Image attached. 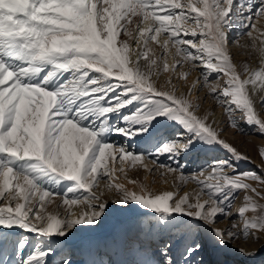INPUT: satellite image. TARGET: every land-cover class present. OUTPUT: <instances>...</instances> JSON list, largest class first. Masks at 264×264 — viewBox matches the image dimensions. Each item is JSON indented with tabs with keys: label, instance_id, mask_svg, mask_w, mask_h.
<instances>
[{
	"label": "snow or ice",
	"instance_id": "6c2138e0",
	"mask_svg": "<svg viewBox=\"0 0 264 264\" xmlns=\"http://www.w3.org/2000/svg\"><path fill=\"white\" fill-rule=\"evenodd\" d=\"M258 18L264 0H0V264H71L61 255L66 241L73 230L101 225L110 202L119 210L134 203L154 217L140 224L145 242L128 245L131 258L119 264H193L199 239L183 245L180 259L170 254L173 244L153 251L150 242L164 233L190 237L192 221L213 250L241 239L258 243L264 176L239 171L238 162L249 158L200 115L192 98L200 80L186 93L179 88L202 66L201 86L224 107L229 126L243 132V121L264 135V112L254 100L264 91V66L236 65L229 46L233 30L237 37L260 31ZM257 50L264 56V47ZM161 124L175 132L154 137ZM153 139L150 151L131 146ZM197 147L223 149L230 159L186 175L181 157ZM259 154L264 158V148ZM117 160L140 162L149 174H178L180 184L154 191L129 180V188L113 181L125 172ZM189 181L192 192L182 190ZM241 191L242 206L233 212ZM52 203L57 207L48 211ZM221 218L227 227H217ZM234 250L237 264H249L264 246Z\"/></svg>",
	"mask_w": 264,
	"mask_h": 264
},
{
	"label": "rangeland",
	"instance_id": "374dc122",
	"mask_svg": "<svg viewBox=\"0 0 264 264\" xmlns=\"http://www.w3.org/2000/svg\"><path fill=\"white\" fill-rule=\"evenodd\" d=\"M257 6L261 3V0H255ZM264 30V18H258L255 21ZM258 38V39H256ZM256 39V47H252V40ZM229 46L230 53L233 62L241 67H249L252 69H258L264 66V56L257 50L264 47V35L262 38L255 33L253 30V36L249 37L246 34L239 37L236 36L235 30L229 34ZM189 66L184 65L182 71L187 69ZM202 66L192 71L187 77V83L184 80L179 81V88L181 92H187L188 88L193 84L194 77L196 75L200 80V84H203V78L201 76ZM209 80L212 84H216V74L212 73L209 76ZM222 83V81H220ZM203 90L210 96L209 89L207 87H202ZM251 86H249V89ZM201 93V92H200ZM198 93V96L200 95ZM212 96V95H211ZM192 98L195 100L194 96ZM255 107L257 110L264 112V91H259L254 96ZM199 103V102H198ZM206 106V101L200 104V112L202 107ZM226 116L225 109L222 115ZM222 115L216 114V112L210 114L209 121L212 123L213 127L218 130L221 129V117ZM243 132L237 131V136H239L237 149L246 155L249 160L238 162L239 171H254L262 176H264V158L260 156V149L264 148V135H261L255 128L248 127L240 121ZM175 132L174 127H170L167 124H161L158 126L157 131L153 134L157 138H166L171 133ZM222 137L225 138V132L222 130ZM113 141H117L121 144L128 143L130 141H125L123 137L112 136ZM155 140L141 141L138 144L131 145L136 151H150L153 147ZM213 159H230L229 154L223 149L217 148L214 151H207L197 147L192 153L187 156L181 157V164L185 166L184 171L186 175H191L196 173L200 168L204 167L207 163H210ZM160 161L162 163H169V161L161 156ZM250 161V162H249ZM123 163L125 172H117L113 177V181L117 183L125 184V186L132 188L133 185L129 183V180H135L147 184L154 191H175L176 185L180 184L178 174H166L162 176L159 173L149 174L140 162L135 165H129L128 162H120L117 160L116 166L120 167ZM148 167H153L151 163ZM163 171V170H161ZM126 173V175H125ZM196 188V185L189 181L187 184L183 185L184 191L192 192ZM257 190L264 193V185H257ZM244 193L241 191L236 195L234 200L232 211L235 212L239 207L242 206ZM57 203H62L60 197H54ZM57 203H52L48 205V211H52L57 207ZM67 206H62L63 208ZM112 213L109 214L108 218L104 222L96 226L94 230L90 231H76L73 230V234L65 243L66 253H61V255H68L71 260V264H119L120 261L130 259L131 257L126 252V247L128 245L138 246L145 242V237L141 233L140 224L146 223L148 219L154 218L151 215H146L145 210L136 204H130L127 206L126 210L116 209V205L111 204ZM72 211H78V206L73 205ZM193 230L191 236L188 237L181 232L164 233L156 235L150 239L151 247L153 251L159 250L164 243H171L174 245L171 255L174 259H180L179 253L183 250V245L190 239H199L203 243L201 252L192 257L193 264H237L240 260L236 256H223L218 259L213 257L212 248L205 242L206 234L202 229L196 227V222L192 221ZM229 225V221L222 219L217 224V227L224 228ZM83 228L84 226H80ZM179 242V243H178ZM264 246V236L261 237L258 243H252L251 240L245 241L243 239L238 240L232 245V250L240 247L251 250H260ZM231 249V248H229ZM235 252V250H234ZM55 259H60L56 257ZM182 264V261H181ZM249 264H264V251H260L255 261L249 262Z\"/></svg>",
	"mask_w": 264,
	"mask_h": 264
},
{
	"label": "bare ground",
	"instance_id": "6f19581e",
	"mask_svg": "<svg viewBox=\"0 0 264 264\" xmlns=\"http://www.w3.org/2000/svg\"><path fill=\"white\" fill-rule=\"evenodd\" d=\"M256 28L260 29V31H255V33H257L261 38H262V32H264L263 28L260 27L258 24H256ZM199 78L194 77V81H197ZM198 90L196 92L192 93V96H194L195 100L197 102H199V104H201L202 102L204 103V101H206V106L202 107L200 115L202 116H206L207 120L209 121V116L210 114L216 112V114H220L222 115V112L224 110V107L220 106L216 99H214L213 96H209L202 88L201 84L197 85ZM201 92V93H200ZM198 93H200V95L198 96ZM198 97V100H197ZM221 129L225 132V140H227L229 143H231L232 145H234L237 148L238 145V140H239V136H237V130L231 128L229 126V122H228V118L227 116H225L224 114L221 117ZM212 253H213V257H217L215 259H218L220 257L223 256H228V258L230 256H234L235 252L232 249H227V250H213L212 249Z\"/></svg>",
	"mask_w": 264,
	"mask_h": 264
}]
</instances>
